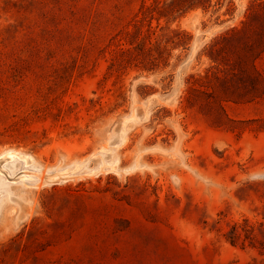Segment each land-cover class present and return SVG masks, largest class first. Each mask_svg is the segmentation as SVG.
Masks as SVG:
<instances>
[{"label": "rangeland", "instance_id": "374dc122", "mask_svg": "<svg viewBox=\"0 0 264 264\" xmlns=\"http://www.w3.org/2000/svg\"><path fill=\"white\" fill-rule=\"evenodd\" d=\"M263 2L0 0V264H264Z\"/></svg>", "mask_w": 264, "mask_h": 264}, {"label": "trees", "instance_id": "16d2710c", "mask_svg": "<svg viewBox=\"0 0 264 264\" xmlns=\"http://www.w3.org/2000/svg\"><path fill=\"white\" fill-rule=\"evenodd\" d=\"M166 5V0L164 1V4L163 6ZM263 5H264V2H263ZM160 6V0H155V4L153 5H150V6H146V10L152 14V16H154V12H158L159 15H160V18L162 17H165L166 16V7L164 9H162V7H159ZM150 31L156 35V29H154L153 27H151ZM232 231L234 232V238H239L241 236V233H240V226L236 225L232 228ZM234 242V241H232Z\"/></svg>", "mask_w": 264, "mask_h": 264}, {"label": "clouds", "instance_id": "9594fccd", "mask_svg": "<svg viewBox=\"0 0 264 264\" xmlns=\"http://www.w3.org/2000/svg\"><path fill=\"white\" fill-rule=\"evenodd\" d=\"M254 178H258V177H254Z\"/></svg>", "mask_w": 264, "mask_h": 264}]
</instances>
